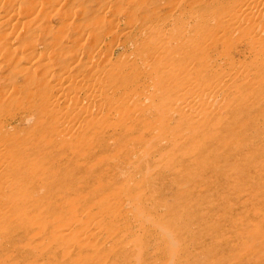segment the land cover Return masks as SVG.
I'll return each mask as SVG.
<instances>
[{
    "label": "rangeland",
    "instance_id": "374dc122",
    "mask_svg": "<svg viewBox=\"0 0 264 264\" xmlns=\"http://www.w3.org/2000/svg\"><path fill=\"white\" fill-rule=\"evenodd\" d=\"M31 1L38 3V0ZM49 1L50 4L58 2ZM246 1L141 0L143 14L140 12L138 19L149 15V21L132 16L117 17L121 21H117L120 26L117 36L123 47L113 53V62L119 59L127 67L128 61L135 60L130 65L132 91L137 93L134 110L143 118L136 122L139 130L130 133L127 129L112 140L94 141L89 146L95 155L92 159L84 157V151H77L75 143L50 145L43 135L32 130L34 122L30 123L28 118L39 110H32L28 105L17 106L26 91L20 80L8 78L10 75L4 67L7 59L1 57L18 44L7 45L0 38V176L3 174L0 177V264H264V142L259 141L264 130V99L258 98V92L247 97L256 88L251 76L254 64L264 61V33L248 36L231 20L223 38L217 39L216 55L205 52L196 55L209 46L205 41L207 36L215 33L213 41L219 36L212 30L200 33V27L224 12L236 13ZM113 2L124 5L127 0ZM66 5L72 11L78 9L72 1ZM105 10L89 16L98 30L105 27L97 24L102 21ZM44 17V25L51 26L58 21L60 12L56 9ZM253 18L245 19L243 24L264 25V0H257ZM176 22L192 27L196 24L194 28L202 37L197 38L195 45L189 42L188 49L180 47L181 35H174V28L180 30L184 26L177 27ZM134 26L137 30L134 28L129 37L137 43L124 48L126 36L122 35ZM9 29V25L1 28L0 34L7 35ZM21 33L20 29L16 30L9 40ZM107 38L102 49L108 57L117 40ZM240 47L249 54L243 56L237 52ZM251 47L254 50L249 51ZM38 49L37 53L45 58L44 48ZM191 65L197 67L193 74L187 72ZM248 81L245 99L232 105L226 103L231 106L226 113L221 107L217 111L206 104L214 92H201L204 86L221 84L227 89L223 97L234 99V89ZM181 94L183 97L179 98ZM35 116L32 118L36 120L39 116ZM118 121L111 130H116L124 118L118 117ZM124 136L138 143L137 148L127 153L135 157L138 154L140 166L134 161L117 160L115 154L108 152L109 146L114 147ZM36 145L42 148L39 150ZM66 147L79 158L75 167L85 173L99 164L114 167L113 183L118 186L99 190L104 195L101 198V192L95 197L92 192L97 188L90 186L84 192L88 195L86 199L84 195L81 199L71 197L72 201L64 204L71 209L64 212L61 211L63 203L52 194L57 169L52 170L49 165L57 164L52 152L64 154ZM75 167L64 165L62 172ZM76 205L84 211L82 215L77 209L73 211ZM54 209L58 210L54 212Z\"/></svg>",
    "mask_w": 264,
    "mask_h": 264
},
{
    "label": "bare ground",
    "instance_id": "6f19581e",
    "mask_svg": "<svg viewBox=\"0 0 264 264\" xmlns=\"http://www.w3.org/2000/svg\"><path fill=\"white\" fill-rule=\"evenodd\" d=\"M57 1L58 2L55 3L51 2L50 4L49 0H38V3L34 4L31 0H0V30L1 28L7 25H9L11 28L9 29L7 35L1 33L0 38L2 37L3 42H5V44L7 45L9 43L12 44V42L13 43L16 42V44H18V47L13 49L12 52L11 50H7L1 55V57L2 59L3 58H5V60L7 59L6 62L4 63L5 65L4 67L5 70H7L8 74L10 75L8 76V78L12 76L15 79L17 78V80H20L22 82L23 90L26 91V93L24 92L25 93L24 95L22 94L24 98H21L17 106L19 107V106L28 105L31 106L32 110H37V111L39 110L37 113L32 114L31 117L28 118V121L30 123L32 121L34 122V125L32 123L33 125L32 130L36 134L43 135L44 138L43 137L42 138L45 139L46 142H48V144L50 145H54L55 143L61 142L68 146L71 143H75L76 146L79 147V148L77 147V151L79 150L84 151L85 152L84 157H87V159H92L95 157V155L93 149L89 148V146L94 141L112 140V138H114L116 135H121L122 133L127 131V129L130 130V133L133 130H139L138 128L139 124L136 122L140 121L141 118H143L142 116L139 115L140 112L134 110V107H136L137 105V103L134 102L137 93L136 91L134 92L132 91L134 87L132 83L133 74L130 72V67H131L130 65H133L135 63V60L133 59L132 60L133 62L128 61L126 63L127 67H124L122 65L123 61H120L119 59L113 62L114 60L113 53L116 50H121V46L123 47V45H119L120 37L117 36V34L120 31L119 23L121 22V21L119 22V20H116L117 17L119 19V17L121 18V16H126V17L132 16L137 20L140 12H142L143 14V11L140 10L142 4H141V0H133V1L127 0V2H125L124 5L118 2H113L114 0H57ZM68 1H72L75 4L74 7H77L78 9L72 11L71 7H67L66 5ZM233 2L234 0H230V3ZM146 3L148 4V1ZM245 4L246 5H244L243 8H241L236 13L229 14L228 12H224L221 17L219 16L218 18H213L207 23H204L200 27V33H205L206 30H209L210 32L212 30L215 31L216 33H219V36L218 37L215 36L216 38L214 39V41H213L214 38L213 36L215 35V33L211 34L210 36H207L205 41L206 43H209V46H207V48L204 51L202 49L196 52V55L204 54L205 52L209 56H214L213 54H215L217 50H219V48L216 45L218 43L217 39L223 38V36L225 35L224 30L228 28V25L231 23V20L235 21L234 23L236 24L238 30L247 33L248 36L257 35V33L262 35V33H264V25H260V24H258L257 26L252 24L249 25L247 22L243 24V21L245 19L255 20V18H253V14L255 13V10L257 8V0H247ZM106 7L107 9L105 10ZM56 9H58V11L60 12V17L58 21L53 23V25L51 26H45L44 25L45 14L47 12H53ZM201 9H199V11H201ZM104 10H105V14L103 15V19L101 22L97 24L98 25L105 24V27L98 30V28L93 26L92 21L89 20V16L92 13L100 14ZM149 20H150L149 15H145V16H141L139 21L146 22ZM130 21L132 22V20ZM36 23H38L37 26L35 25ZM156 23H158V19H156ZM176 25L177 27L184 26V28L180 30L174 28L175 29L174 35H176L177 37L181 35L179 37L180 45H181L180 47L187 48L189 42H191L192 45H195L197 43V38L202 37L200 33L198 34V30L194 28L196 24L192 27L190 25L185 26L182 22H176ZM134 28L135 26L129 28V30H127L122 35V37L126 36L124 42L125 43L124 48H126V45L128 46L133 43L135 44L137 43L134 41V39L132 40L129 37ZM18 29H20L22 33L17 35L15 38L11 39L10 41L9 38L13 37L15 31ZM28 33L29 35H27ZM133 33L134 31L132 32V34ZM4 35L6 36L4 37ZM47 35L49 36L48 39H46ZM107 37H114L113 39L117 40L115 49L111 52V55L109 54L110 56L108 57L105 54V52H103L102 49L103 45L107 43L106 41L109 40ZM21 39L23 40V43L21 42L22 41ZM109 46H107L108 49ZM39 47L44 48L45 58L43 57L42 54L37 53ZM251 49L254 50L251 47L249 51ZM237 52L244 54L243 56L249 54L247 50H244L241 47L237 50ZM251 53L252 52H250V54ZM103 58L105 59L104 62H103ZM101 62L103 63L102 66H100ZM187 65L189 64L187 63ZM196 68L197 67L195 65H191V67L187 70V72H191L190 74H193L194 72H196L197 70ZM38 71H42L43 73L39 75L37 74ZM253 71H254L253 75H251L253 76L252 82L256 88L252 89L250 92L253 91L255 92L254 93L249 92V95H247V97L250 96L251 94L252 95L254 94L253 96H255L256 92H258V96H259L258 98L264 99V61L263 62H261V60L256 61L254 64ZM144 77H146V75ZM1 80L3 81V79ZM249 82L250 81L245 82L244 85L238 88L237 90L234 89V91L236 92V98L234 99L227 100L225 99V97H223L227 89L223 88L221 84H211L209 86H204L201 92H203L204 90L208 91L209 93L214 92L215 93L214 96H210L209 99L207 100L208 103L206 102V104H209L211 108H213L214 106L217 111H220V109L222 108L223 109L222 112L226 113L231 110L230 109L231 106H228V104L226 103H230V105H232L234 103L236 104L242 102V100L245 99L244 95L248 90L247 85L249 84ZM5 95H7V92ZM182 97L183 95L181 94L179 98ZM39 100H41V103H39ZM192 101H190V108L193 110ZM201 101L203 100H200V102ZM255 101H257V99ZM237 113L238 112H236L235 114ZM35 115L39 116L37 117L36 120L32 118ZM219 115H221V113H219ZM245 115H247V112ZM118 117H123L124 121L119 123L116 130H111V128L119 122ZM237 120H239V118ZM25 121L26 120H24V123ZM128 122H130L131 124L129 125ZM134 123H136V125ZM226 126L228 130L229 129L228 125ZM260 134H261L260 136L262 137L261 140L259 141L264 142V130H262ZM39 144H41V142H39ZM137 144L131 141L130 136L127 137L124 136L122 139L118 140V142L114 143V147L109 146L108 152H110V154L112 153L115 154L117 160L128 161V162L134 161L135 164H137L138 162L140 164V158L137 157L138 156L137 153H136L137 154L136 157L130 156L127 153L128 150L133 149L134 147H136ZM37 145L35 147H37ZM39 147L40 146H38L37 148ZM41 148H39V150ZM111 148H115V149L113 150ZM63 152L64 154H60L57 150H54L52 152V155L55 164L56 163L57 164L49 165V168H51L52 170L57 169L56 170L57 174L54 175L52 181V185L54 184L53 185L54 189H52L53 190L52 194L55 200H57L59 203H63L61 211L66 212L70 210L71 208H69V206H66L64 204H66L67 201H72L71 197L73 196L81 199L84 195L85 189L90 186H94V188H97L96 191L92 192V194L95 197H97V194L101 192L99 198L104 196L102 194L103 190L106 191L109 187L114 188L116 186V184L113 183L114 179L116 178V175H114L115 173L114 167L108 166L106 168L105 166L102 167L101 164H99L97 168L93 167L92 169H89V171L85 173L84 170H82L80 167H75L77 166L79 158L78 156L75 155V153L72 152V149L66 147L63 149ZM70 152H72L73 154ZM81 153L82 152H80L79 154ZM27 155L26 157H28ZM15 157H17V154ZM64 165H67L69 167L73 166L75 168L62 172V170L65 169L62 168ZM87 165L88 163H86L85 166ZM139 168L140 167H138L137 169ZM77 171L81 173H78ZM44 184L45 186L48 185L46 183ZM44 190L45 189H43V191ZM88 191L90 192V190ZM85 194L86 196H88L87 193ZM115 194L112 197H115ZM86 196L84 195L85 199ZM76 206L77 207L73 209V211L77 209L76 211L80 212L82 215L84 211H82L81 208H79L80 205L79 206L76 205ZM89 208L90 205L87 209L88 211L85 210V212L89 213ZM36 209L37 208H35V210ZM57 210L58 209H54V212H56ZM48 215L51 216V214H47V217ZM107 216L105 215V217Z\"/></svg>",
    "mask_w": 264,
    "mask_h": 264
}]
</instances>
